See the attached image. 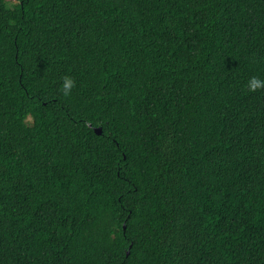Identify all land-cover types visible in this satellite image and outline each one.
Here are the masks:
<instances>
[{
    "label": "trees",
    "instance_id": "obj_1",
    "mask_svg": "<svg viewBox=\"0 0 264 264\" xmlns=\"http://www.w3.org/2000/svg\"><path fill=\"white\" fill-rule=\"evenodd\" d=\"M253 77L264 0H0V264H264Z\"/></svg>",
    "mask_w": 264,
    "mask_h": 264
},
{
    "label": "clouds",
    "instance_id": "obj_2",
    "mask_svg": "<svg viewBox=\"0 0 264 264\" xmlns=\"http://www.w3.org/2000/svg\"><path fill=\"white\" fill-rule=\"evenodd\" d=\"M74 83L75 82L71 77L64 78L62 88L64 90L65 95H68L70 93L71 89L74 87ZM247 87L250 91H255L257 89H260L264 87V80H260L256 77H253L249 80Z\"/></svg>",
    "mask_w": 264,
    "mask_h": 264
},
{
    "label": "water",
    "instance_id": "obj_3",
    "mask_svg": "<svg viewBox=\"0 0 264 264\" xmlns=\"http://www.w3.org/2000/svg\"><path fill=\"white\" fill-rule=\"evenodd\" d=\"M95 131H96V133L97 134H102V128L101 127H99V128H95Z\"/></svg>",
    "mask_w": 264,
    "mask_h": 264
}]
</instances>
